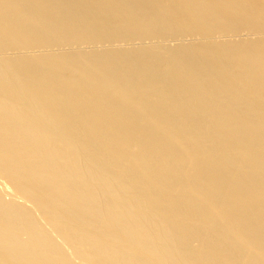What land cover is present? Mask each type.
<instances>
[{"label":"bare ground","instance_id":"bare-ground-1","mask_svg":"<svg viewBox=\"0 0 264 264\" xmlns=\"http://www.w3.org/2000/svg\"><path fill=\"white\" fill-rule=\"evenodd\" d=\"M0 180V264H264L263 0H0Z\"/></svg>","mask_w":264,"mask_h":264},{"label":"rangeland","instance_id":"rangeland-1","mask_svg":"<svg viewBox=\"0 0 264 264\" xmlns=\"http://www.w3.org/2000/svg\"><path fill=\"white\" fill-rule=\"evenodd\" d=\"M263 2H264V0H263ZM188 37H190V35H188ZM187 36H185V38L184 37H179V38H182V40L180 41V42H182L183 41V43H185V42H187V44L194 38V37H190V39L188 38ZM186 38H188V39H186ZM192 38V39H191ZM231 38V43H232V41H233V43H234V41H236V38H234V37H230ZM176 43V41H171V43L170 44H172V45H174L175 43ZM180 42H177V44L178 43H180ZM0 191L2 192V194H3V196L5 197V198H7V199H15L16 200V198H17V200L19 199V197L16 195V193L9 187V186H7L6 184H4V182H2V180H0ZM5 186H4V185ZM10 188V189H9ZM10 190V191H9ZM11 191L13 192L12 194H11ZM10 193V194H9ZM9 194V195H8ZM11 195V196H10ZM16 195V196H15ZM14 197H16V198H14ZM16 200V201H17ZM21 200V201H20ZM18 202H22L23 203V200L20 198L19 199V201ZM48 231L50 232V233H52L51 231V229L50 228H48ZM61 245H64L63 243H61ZM64 247V246H63ZM65 247H66V245H65ZM68 248V247H67ZM67 248H65L66 250H67V252L69 253L70 251H69V248L67 249ZM74 261H79L77 258H74Z\"/></svg>","mask_w":264,"mask_h":264}]
</instances>
